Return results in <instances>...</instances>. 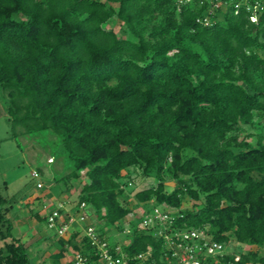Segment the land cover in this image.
<instances>
[{
    "label": "trees",
    "instance_id": "1",
    "mask_svg": "<svg viewBox=\"0 0 264 264\" xmlns=\"http://www.w3.org/2000/svg\"><path fill=\"white\" fill-rule=\"evenodd\" d=\"M215 1L0 0V91L12 135L49 130L69 166L55 181L76 182L101 233L123 230L132 214L124 250L151 246L159 264H168L162 238L137 226L156 205L177 209L174 226L257 246L222 260L264 264V10L253 18L244 5L234 12ZM130 167L154 180L126 192ZM5 200L0 264H29ZM81 241L77 232L66 239L85 252Z\"/></svg>",
    "mask_w": 264,
    "mask_h": 264
},
{
    "label": "rangeland",
    "instance_id": "2",
    "mask_svg": "<svg viewBox=\"0 0 264 264\" xmlns=\"http://www.w3.org/2000/svg\"><path fill=\"white\" fill-rule=\"evenodd\" d=\"M108 23L115 30H119V26L114 20H110ZM4 99L5 97L0 91V195L6 199L4 204L9 206L11 213L18 211L19 214L24 216V220L29 224V227L37 229L41 234V238L32 242L28 240L26 243L28 244L26 251L29 264H65L68 257H70V260L72 259L73 250L65 243L63 236H59L54 228L47 226L45 218L37 219L31 215V210L39 209V213H43V211H49L52 206H55L58 202V196L55 193L56 189H60L63 192L60 198L67 202V206H70L77 201L78 187L75 182L70 188L65 189V185H62L61 181H55L58 176L68 171L69 166L63 157L58 154L60 146L56 142V137L49 130L31 134L12 135L6 118ZM245 127L247 132H253V129L249 126L246 125ZM248 139L254 142L255 137L251 136ZM50 157L53 158L51 162H49ZM38 168H41L40 172ZM32 170L38 171L39 176H32L30 173ZM129 172L130 174L123 178V183H126L124 185L125 191L129 193L132 190L151 184L154 180L152 177L141 178L139 170L135 167H130ZM38 180L43 182L42 187H36ZM167 185H173V181L168 180ZM36 198H42L43 200L39 203L34 200ZM128 201L130 205L134 204L131 196H129ZM43 202H47L49 208H44L42 206ZM189 203V200L187 201L185 198L184 205ZM143 207L139 205L134 209L140 213ZM89 209L92 214L85 222L74 223L75 232L79 231L85 223L90 221L98 227L100 221L96 218L90 206ZM132 217V214L126 215L122 224H120L125 231L120 230L119 225H112L106 228L105 233L109 242L121 243L128 239L130 232L128 229L129 219ZM22 238V241L29 238L27 232ZM78 238H80L78 243L81 245L82 237L79 236ZM1 244L2 240L0 239ZM227 247L230 252L235 253L237 256L241 252L257 248L255 245L244 243L239 245L233 238ZM259 249L264 254V247Z\"/></svg>",
    "mask_w": 264,
    "mask_h": 264
},
{
    "label": "built area",
    "instance_id": "3",
    "mask_svg": "<svg viewBox=\"0 0 264 264\" xmlns=\"http://www.w3.org/2000/svg\"><path fill=\"white\" fill-rule=\"evenodd\" d=\"M228 2L233 4L234 12H237L240 5H244L253 18H257V13L264 10V1L260 0H228ZM220 4L221 2L216 0L213 5ZM49 161H52V157ZM30 173L34 177L39 176L36 170ZM42 183L38 180L36 187H42ZM42 206L49 208L47 202H43ZM71 208L74 211H71ZM176 212L175 208L156 205L150 211L144 212L137 224L140 230L152 232L155 236L162 238L163 257L168 264L172 262L176 264H234L231 260H222V257L230 252L227 247L228 243L224 244L213 239L205 228L174 226ZM45 214L48 227L54 228L59 236L68 235L69 237L76 231L73 227L74 223L85 222L92 213L85 201H76L67 206V202L58 200L55 206L45 211ZM77 234V238L82 237L88 243L89 248L85 252L73 251L70 264H147V262L159 264L152 260L151 246H147L138 253L128 254L124 250L128 239L121 243H111L106 233H101L91 221L85 223Z\"/></svg>",
    "mask_w": 264,
    "mask_h": 264
},
{
    "label": "crops",
    "instance_id": "4",
    "mask_svg": "<svg viewBox=\"0 0 264 264\" xmlns=\"http://www.w3.org/2000/svg\"><path fill=\"white\" fill-rule=\"evenodd\" d=\"M55 193H56V196H58V200H63L60 198L61 194L63 193V192H61L60 189H56ZM32 198H34V197H32ZM34 200H37L40 203V202H42L43 199L42 198H36ZM35 210L40 212L39 209H35ZM31 211H33V210H31ZM71 211H74V209L71 208ZM43 213H45V212L43 211ZM7 216L10 218V220L13 223V229H12L13 235L15 237L19 238V240L21 242H23L25 247L28 245V244H26L28 240L29 241L31 240L30 242H32L34 240L41 238V234L38 232V230L33 228V227H29V224H27L24 220V216L19 214L18 211L11 213L10 210H8ZM26 232H27V235L29 238L27 240H25L26 241L25 242V241H22V239H23L22 237ZM63 237H64V240L66 243V239L68 238V235H63ZM69 260H70V257L67 258V262Z\"/></svg>",
    "mask_w": 264,
    "mask_h": 264
}]
</instances>
